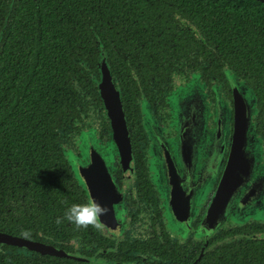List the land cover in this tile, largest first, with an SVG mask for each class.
<instances>
[{"label":"trees","instance_id":"trees-1","mask_svg":"<svg viewBox=\"0 0 264 264\" xmlns=\"http://www.w3.org/2000/svg\"><path fill=\"white\" fill-rule=\"evenodd\" d=\"M102 64L129 127L143 101L171 98L176 75L199 73L230 98L234 75L253 92V130L264 148V1L0 0V230L28 241L0 243V264H90L62 252L105 248L96 226L56 223L68 206L89 201L66 143L87 133L112 142ZM212 235L199 260L190 240L137 248L165 262L150 264H169L170 253L171 264H264V227L235 224ZM122 253L110 258L129 262Z\"/></svg>","mask_w":264,"mask_h":264},{"label":"flooded vegetation","instance_id":"flooded-vegetation-1","mask_svg":"<svg viewBox=\"0 0 264 264\" xmlns=\"http://www.w3.org/2000/svg\"><path fill=\"white\" fill-rule=\"evenodd\" d=\"M175 91L176 88L173 93ZM204 91L210 92V96L205 97L206 105L209 102L210 106L206 116L201 107H199L201 111H196L193 105L190 108L181 107V104L187 102L183 98L174 104L170 96L142 102L135 127L133 125L129 127L127 123L135 158L133 172L124 173L117 146L115 152L109 155L112 159L110 174L114 187L109 190L112 194L108 197L113 201L114 217L117 222L106 226L97 220V231L107 239L105 248L88 253V256L65 250L62 252L63 255H72L90 264H150L149 262L153 261L165 263L158 253L150 257L137 246L154 242L157 246L171 248L174 242H178L179 246H185L190 240L193 249L200 252L197 260L200 259L209 240L208 230L202 229L200 224L221 180L230 152L234 127L233 93L230 98L224 95L227 93L220 90L223 100H227L232 108L228 124L226 123L227 130L224 131L226 137H222V134L215 135L217 120L214 122V119L222 114L220 110L222 103L215 98L213 88H208L207 91L204 88ZM147 111L151 117L149 124L146 123ZM95 129L100 137L99 127ZM193 129L199 130L198 135L195 132L192 134ZM216 141H219L220 145L214 150ZM101 144L100 146L90 144L89 151L94 148L103 155L107 154L99 148L108 144ZM210 152L216 153L213 161L207 157ZM140 155H143L144 159ZM87 161L90 162L91 157H87ZM214 162L219 163L218 170L212 177L208 168H213ZM258 176H261L260 172L252 177V181ZM261 183L264 184L263 178L257 182V192L250 198L249 205L247 204L250 207L247 220L242 221L241 218L234 219L229 216L219 228L212 231L213 235L221 232L224 227L235 224L242 226L255 223L260 228L264 227V188L260 190ZM105 191L106 188L103 186L96 189L99 195ZM87 195L91 201L88 192ZM117 195L121 198L119 199ZM236 207L237 209L245 207L241 195L236 200ZM135 224L141 226L137 231L134 230ZM198 242H201V245H198ZM71 243L73 250H79L78 240L72 239ZM49 248L54 249L55 253L61 249L55 246ZM115 252H123L122 254L130 261L112 260L110 257ZM168 263L171 264V253L168 256Z\"/></svg>","mask_w":264,"mask_h":264},{"label":"water","instance_id":"water-1","mask_svg":"<svg viewBox=\"0 0 264 264\" xmlns=\"http://www.w3.org/2000/svg\"><path fill=\"white\" fill-rule=\"evenodd\" d=\"M241 84L244 85V83ZM231 86L234 102L233 135L230 152L221 180L208 205L206 215L200 224L202 229L208 230V234L212 233L217 225L222 224L229 217L230 211L237 209L236 200L239 195H241L242 203L245 205L241 210H244L247 208L250 209V207H248L250 198L257 192L258 181H252L253 174L258 166L257 157H255V148L252 142V138L254 137L252 131V113L255 98L252 91V96H250L251 94L248 95V97L244 95L239 84L233 81V79L231 80ZM99 87L107 114L111 121L113 131L112 141L118 148L124 173H131L135 167V158L130 142L125 111L123 109L120 91L117 89L110 69L107 66L102 70ZM190 96L191 94L189 93L184 96V98L187 99L183 98V100L187 102L181 104V107H188V103L190 102L188 98H190ZM194 98L197 104L191 103V105H193L197 111H201L199 107H201L204 102L203 96H197V94H195ZM220 110L222 111V108H220ZM221 116L222 114L219 115L217 131L215 132L216 136H221V134L224 135V126ZM85 152L91 157V161L80 160L73 168L84 185V188L91 196V201L97 203L104 209L103 213L97 216V220L106 226L114 225V222H117L114 217V204L108 197L112 194L109 190L114 187L110 174L111 158L108 159L106 155L101 154L94 148H92L91 151H89V148H86ZM218 163L214 164L213 168H208V171L212 172V177L216 174V170H218ZM100 186L106 188V191L101 195L96 192V189ZM242 190L244 191L242 192ZM259 195L260 194H258V196ZM117 197L119 199L121 198L120 195H117ZM0 243L15 244L22 247L27 246L28 241L24 237L14 236L0 230ZM46 249L49 250L50 248L47 247Z\"/></svg>","mask_w":264,"mask_h":264},{"label":"rangeland","instance_id":"rangeland-1","mask_svg":"<svg viewBox=\"0 0 264 264\" xmlns=\"http://www.w3.org/2000/svg\"><path fill=\"white\" fill-rule=\"evenodd\" d=\"M105 68V65L102 64L101 70H103ZM230 79H233V81L237 82V84H239V87L241 88L242 92L244 95H246L248 97V95L252 96V90L247 88L245 85H242L236 77H234V75L232 74H228ZM175 84L178 86V89L173 93V95L171 96L172 99V104H174V102H179L178 100H181L182 98H184V96H186L188 93L191 94L190 98H188V101H190L188 103V107H191V103L193 104H197V101H194V95L197 94V96L202 95L204 98V102L201 105V110L204 109V114L205 116L207 115L210 106L209 102L206 105V101H205V97L206 96H210L209 95V91H207V89L209 88L208 84L206 81L203 80L202 75L199 73H191V72H187L184 74H180V75H176L175 79ZM204 88L206 89L207 92L204 91ZM213 91H214V95L215 98L217 99V101L222 103V120H223V126H224V131L227 130V124L229 121V117L231 115V111L232 108L230 107V103L228 104V101L223 100L222 96H221V88L219 85H213ZM211 88V89H212ZM221 90V91H220ZM189 97V96H188ZM230 100V99H229ZM215 102V100H214ZM195 110V109H194ZM197 111V110H196ZM216 113V110H215ZM184 114H182L183 116ZM181 116V115H179ZM151 120L150 114L147 111V116H146V123L149 124ZM217 120V123L219 122V117H216L214 119ZM227 123V124H226ZM154 125V124H153ZM155 126V125H154ZM152 129V128H150ZM254 137L252 138V142H253V146L255 148V151L257 153V155L255 157H257L258 162V166H257V170L255 172L258 173L260 172L261 176H258L255 178L254 181H260L261 178L264 179V148L262 146V140L259 137V135L255 134V131L252 129ZM194 132L196 133V135H198L199 130L198 129H193L192 134H194ZM210 133V130H209ZM226 135H222V137ZM216 137V136H215ZM95 143L97 146H100V144L97 143L96 141V137L90 133H87L86 138L84 139V137H82L79 142L77 143V145L72 144L67 142V153L69 155L71 164L73 167L76 166L77 163L80 162V160L82 161H87V157L88 154L85 152L86 148L90 147V144ZM220 145L219 141H216V145L213 147L214 150H216V148ZM108 146H110L111 148H109ZM108 146L105 147H101L99 148L103 153H107L105 154L108 159L110 158V153L111 152H115L116 150V145L115 143L110 142L108 144ZM81 151V155L77 154V150ZM214 156H216V153H209L207 155L208 158H211V160L213 161ZM112 161V159H111ZM215 163V162H214ZM216 164V163H215ZM210 172V176H211ZM255 174L253 175L255 177ZM259 184V183H258ZM259 188H261L260 190H263L264 188V184L259 185ZM249 208L241 210V209H237V210H232L229 212V216H232L234 219H239L241 218L242 221L247 220V216L249 213ZM131 226H133V224H131ZM129 226V227H131ZM220 225H217L215 228H219ZM141 226L138 224L134 225V230L137 231ZM24 251H26V249H24Z\"/></svg>","mask_w":264,"mask_h":264},{"label":"clouds","instance_id":"clouds-1","mask_svg":"<svg viewBox=\"0 0 264 264\" xmlns=\"http://www.w3.org/2000/svg\"><path fill=\"white\" fill-rule=\"evenodd\" d=\"M103 211L104 209L93 201L73 203L64 210L62 217H56V223L60 224L62 220H66L73 223L78 228L87 227L90 224L98 226L96 224V218L101 215ZM23 235L27 236L28 233L25 232Z\"/></svg>","mask_w":264,"mask_h":264}]
</instances>
